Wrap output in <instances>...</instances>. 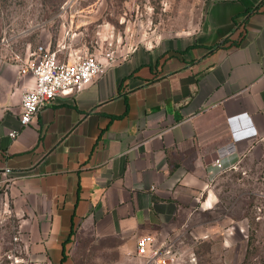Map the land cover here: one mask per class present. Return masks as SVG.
I'll list each match as a JSON object with an SVG mask.
<instances>
[{"label":"crops","instance_id":"1","mask_svg":"<svg viewBox=\"0 0 264 264\" xmlns=\"http://www.w3.org/2000/svg\"><path fill=\"white\" fill-rule=\"evenodd\" d=\"M178 33L114 53L27 125L36 47L0 61V235L10 220L26 264H140L142 235L209 238L212 179L264 151V0H206Z\"/></svg>","mask_w":264,"mask_h":264},{"label":"rangeland","instance_id":"2","mask_svg":"<svg viewBox=\"0 0 264 264\" xmlns=\"http://www.w3.org/2000/svg\"><path fill=\"white\" fill-rule=\"evenodd\" d=\"M205 2L0 0V61L13 60L38 45L70 61L80 55L79 49L70 53V47H85L87 53L96 55L123 54L135 45L174 36L192 26ZM244 168L216 182L212 179L211 188L219 201L210 214L215 224L209 238L186 236L179 244L182 264H264V151L259 161ZM10 223L0 235V264L10 261Z\"/></svg>","mask_w":264,"mask_h":264},{"label":"built area","instance_id":"3","mask_svg":"<svg viewBox=\"0 0 264 264\" xmlns=\"http://www.w3.org/2000/svg\"><path fill=\"white\" fill-rule=\"evenodd\" d=\"M114 61L113 51H107L103 55L86 53L70 61L61 57L56 50L38 45L34 55L22 60L19 68L21 75H29L34 81L31 87H26L21 93L20 124H29L58 95L84 88L102 75ZM9 135L15 137L17 131H11ZM213 163L220 166V158H215ZM11 239L13 245L7 252V258L10 259L8 264H26V257L20 254V237L13 234ZM182 241L180 235L162 240L149 234L142 235L136 240L135 255L141 259L140 264H182L183 253L178 251Z\"/></svg>","mask_w":264,"mask_h":264}]
</instances>
